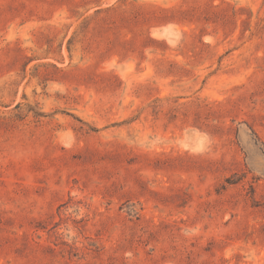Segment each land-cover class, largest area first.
<instances>
[{
	"label": "rangeland",
	"instance_id": "374dc122",
	"mask_svg": "<svg viewBox=\"0 0 264 264\" xmlns=\"http://www.w3.org/2000/svg\"><path fill=\"white\" fill-rule=\"evenodd\" d=\"M0 264H264V0H0Z\"/></svg>",
	"mask_w": 264,
	"mask_h": 264
}]
</instances>
